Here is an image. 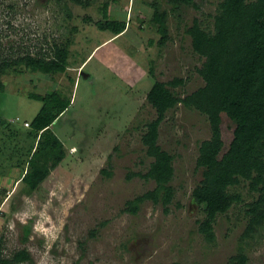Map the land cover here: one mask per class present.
<instances>
[{"label":"rangeland","instance_id":"obj_1","mask_svg":"<svg viewBox=\"0 0 264 264\" xmlns=\"http://www.w3.org/2000/svg\"><path fill=\"white\" fill-rule=\"evenodd\" d=\"M219 1L0 0V63L4 56L27 53L49 58L55 45L67 51L66 72L23 68L0 75L3 254L26 249L31 262L19 264H231L230 258L242 252L245 264H264V222L242 236L245 203L253 198L247 181L232 186L243 201L215 217L214 239L199 231L204 206L191 192L202 178L195 160L210 129L204 114L182 102L158 127L157 143L173 154V200L164 206L145 199L134 213L124 209L126 201L155 187L154 180L136 175L151 161L140 140L143 128H134L156 117L147 90L156 80L181 78L171 89L184 98L204 84L196 71L202 59L193 52L186 28L194 18L212 28ZM105 4L109 19L125 21L124 31L107 41L111 32L99 28ZM155 7L166 12L168 39L161 46L157 26L149 21ZM68 76L75 79L73 87ZM54 88L72 95L50 128L65 156L31 189L20 179L36 142L34 134L26 136L30 128L23 123L29 124L42 102L28 95ZM221 117L226 150L234 124Z\"/></svg>","mask_w":264,"mask_h":264},{"label":"trees","instance_id":"obj_2","mask_svg":"<svg viewBox=\"0 0 264 264\" xmlns=\"http://www.w3.org/2000/svg\"><path fill=\"white\" fill-rule=\"evenodd\" d=\"M170 1L194 4L193 0ZM103 7L105 20L99 28L110 31L113 36L121 34L125 21L109 19L106 4ZM215 10L212 28L202 26L197 18L186 28L193 52L202 59L196 71L204 84L184 98L171 89L182 83L181 78L168 82L156 80L147 90L146 102L155 109L156 117L134 128H143L140 140L151 161L145 173L136 175L154 180L155 187L126 201L124 208L134 213L145 199L164 206L173 200V154L157 143L158 127L167 111L182 102L204 114L210 129L209 138L199 144L195 160V169L201 170L202 178L191 192L193 201L204 206L205 217L198 229L208 241L214 239L212 223L215 217L243 201L240 193L231 190L241 180L248 182L249 192L253 194L252 200L245 203L247 224L242 236L252 235L264 222V0H220ZM149 21L156 24L160 33L158 44L163 45L168 39L166 12L155 7ZM54 48V55L49 58L30 53L18 58L4 56L0 75L8 69L19 71L23 68L49 74L66 72L67 51L58 45ZM67 78L73 86L74 78ZM0 91H4L1 81ZM28 97L42 102L29 122L30 131L26 136L30 138L34 134L36 147L31 145L28 169L20 179L33 189L65 156L63 144L50 126L69 106L70 93L54 88L44 94L30 93ZM222 113L234 124L226 150H223L220 129ZM246 260L242 252L230 258L231 264H245ZM22 262H31L28 251L20 249L5 255L0 239V264Z\"/></svg>","mask_w":264,"mask_h":264},{"label":"crops","instance_id":"obj_3","mask_svg":"<svg viewBox=\"0 0 264 264\" xmlns=\"http://www.w3.org/2000/svg\"><path fill=\"white\" fill-rule=\"evenodd\" d=\"M110 38H114V36L113 35H111V36H109L107 39H105V41H107L108 39H110ZM105 41H103V42H105ZM74 83H75V79H74ZM74 83H73V86H74ZM72 86V87H73ZM149 89V88H148ZM71 102H72V95H71V93H70V104H71ZM70 104H69V106H70ZM68 106V107H69ZM68 107L65 109V111H63L60 115H59V117H61L66 111H67V109H68ZM58 117V118H59ZM55 122V121H54ZM53 122V124L52 125H54L55 123ZM51 127V126H50Z\"/></svg>","mask_w":264,"mask_h":264},{"label":"built area","instance_id":"obj_4","mask_svg":"<svg viewBox=\"0 0 264 264\" xmlns=\"http://www.w3.org/2000/svg\"><path fill=\"white\" fill-rule=\"evenodd\" d=\"M23 124H24L25 126H28V125H29L28 122H26V121H25Z\"/></svg>","mask_w":264,"mask_h":264},{"label":"clouds","instance_id":"obj_5","mask_svg":"<svg viewBox=\"0 0 264 264\" xmlns=\"http://www.w3.org/2000/svg\"><path fill=\"white\" fill-rule=\"evenodd\" d=\"M23 125H24V124H23ZM28 126H29V125H28ZM28 126H27V127H28Z\"/></svg>","mask_w":264,"mask_h":264}]
</instances>
